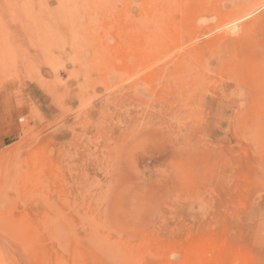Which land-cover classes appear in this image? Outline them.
Masks as SVG:
<instances>
[{
  "label": "rangeland",
  "instance_id": "374dc122",
  "mask_svg": "<svg viewBox=\"0 0 264 264\" xmlns=\"http://www.w3.org/2000/svg\"><path fill=\"white\" fill-rule=\"evenodd\" d=\"M0 264H264V0H0Z\"/></svg>",
  "mask_w": 264,
  "mask_h": 264
},
{
  "label": "bare ground",
  "instance_id": "6f19581e",
  "mask_svg": "<svg viewBox=\"0 0 264 264\" xmlns=\"http://www.w3.org/2000/svg\"><path fill=\"white\" fill-rule=\"evenodd\" d=\"M61 193V192H60Z\"/></svg>",
  "mask_w": 264,
  "mask_h": 264
}]
</instances>
